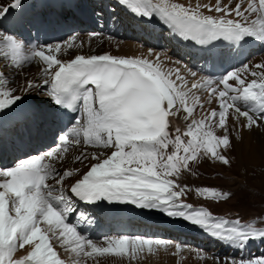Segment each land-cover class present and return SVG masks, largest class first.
Here are the masks:
<instances>
[{
	"label": "snow or ice",
	"instance_id": "6c2138e0",
	"mask_svg": "<svg viewBox=\"0 0 264 264\" xmlns=\"http://www.w3.org/2000/svg\"><path fill=\"white\" fill-rule=\"evenodd\" d=\"M119 3L142 17L158 12L185 41L205 44L223 39L240 43L254 38L264 42V0H216L215 4L188 6L171 0ZM20 5L21 0H13L11 7ZM203 9L218 15H205ZM7 12V7L0 9V16ZM75 40L73 36L67 47L72 48ZM0 51L15 68L38 58L46 66L44 74L48 79L44 83H50L49 94L55 104L74 109L80 103L84 112L83 123L77 120L68 132L60 134L55 147L0 168V264H67L53 241L70 254L71 264H99L105 257L136 261L169 247L168 241L127 235L94 242L69 221V215L76 211L73 197L89 205L107 202L158 209L241 248L250 240H264V230L253 223L243 225L238 219L217 218L207 210H194L182 203L180 198L191 189L177 182L182 171H192L190 165L203 158L230 166L225 154L234 147L229 117L241 128L264 127V71H252L245 64L223 75L215 82L217 86L210 78H201L189 86L179 69L162 70L158 56L151 61L109 54L77 55L65 62L54 54L61 51L59 44L47 49L33 47L30 54H25L23 43L6 34H0ZM254 67L264 69V64ZM244 73L253 79L246 81ZM8 83L0 72V112L22 99ZM37 86L28 82L25 87L31 90ZM200 89L207 90L208 103L213 98L217 100L218 108L195 119L196 110L204 108L196 94ZM170 117L187 123L183 133L189 137L187 141L179 128L170 132ZM217 128L223 130V135L216 133ZM82 142L85 147L113 150L110 154L92 153L91 157L87 152L77 155L76 162H96L65 189V181L74 173L58 172L53 162L62 161L70 147ZM49 180H54V184H49ZM195 191L206 199L230 198L229 193L216 189ZM80 218L89 219L83 213ZM260 222L264 223V219ZM26 246L31 250L16 258L17 251ZM182 247L175 245V251L179 253ZM230 264H264V257L232 259Z\"/></svg>",
	"mask_w": 264,
	"mask_h": 264
},
{
	"label": "bare ground",
	"instance_id": "6f19581e",
	"mask_svg": "<svg viewBox=\"0 0 264 264\" xmlns=\"http://www.w3.org/2000/svg\"><path fill=\"white\" fill-rule=\"evenodd\" d=\"M44 1H48L50 4H52V2L55 0H21L20 7L29 5L32 9V12H30L29 16V22L37 29L36 33H39V31L41 30V34L39 37V48L47 49L48 47H54L57 44L61 45V51L59 53L54 54L57 55V58L62 61H70L74 59V57L77 55H84L86 57L104 54L112 55L113 53L115 54L116 50H118V54H121L122 57L147 59L152 57L153 61H156L158 55L165 56L163 60L159 61L162 70L167 71L168 69H179L180 73L189 82V86L192 82L200 81L201 78H204L205 76L203 72L197 69L196 65L193 64L192 66H190V64L188 63H182L180 48L177 45L179 44L178 40H180V42L186 43H190V40L185 41L184 39H182L178 35L177 30L169 22H166L158 12H153L151 17H142L130 11V9L126 6L121 5L119 3V0H78L79 4L83 5L84 9L88 11L86 17L87 21L78 20L75 23L73 19H69L68 16L62 14L61 11L52 8V6H47L43 8L38 7ZM157 2L158 0H153L154 4ZM171 2L184 4L186 6L195 5L197 3L201 5L208 4L206 0H203L200 3L199 0H171ZM225 2H227V0H225ZM12 3L13 0H0V9L4 7H7L9 9ZM215 3L216 0H210L209 4ZM203 12L205 15H218L214 11L208 12L206 9H203ZM5 15L0 16V34L11 35L18 41L22 42L19 34H17L15 26L3 22L2 19ZM139 20H145L148 23L153 24L156 27V32H158L159 34L163 33L162 29H166L165 33L167 34V43L170 45L169 49L174 53L173 56L161 54L159 52L158 47L160 46V42H146L143 37H141L142 39L139 42L131 41L124 42L123 44H121L120 42H116L115 32L116 27L118 25H122L123 30L126 31L128 27L134 28L135 24ZM88 21L93 22L94 25L90 26V24L87 23ZM65 31H67L68 33H66ZM65 35L71 37L66 42L61 43L60 39L62 37H65ZM137 35L140 34L138 33ZM73 36L76 37L74 46L72 48H68L67 43ZM253 39L254 38H246V40L242 41L241 43L245 44V42H247L248 40ZM81 41L84 42L83 45L81 44ZM258 42L259 43L257 49L250 52L245 63L249 66L252 71H264V69H256L254 67L256 64H264V55L253 58L254 54H261L264 51V42ZM118 44H121L119 49H117V46H119ZM237 44L238 43L236 42L219 39L203 44L202 48H206L207 45L217 46L221 48L232 47ZM30 50L31 49L29 47L24 45L25 54H30ZM149 50L152 51V55H149ZM192 56L195 57V55L193 54ZM252 58L254 60L250 62V59ZM45 67L46 66L41 61H39L38 58H34L30 61H26L22 65V67L15 68L11 64V60L4 58L3 52L0 51V72H2L6 76L9 82L8 87L13 90L15 95H20L22 98L25 94H32L38 99L40 98L44 101L47 99V102L49 103V99L50 97H52L49 94L51 85L50 83H44L45 79H48V77L44 74ZM238 69H233L232 71ZM191 72H195L197 75L193 77L191 75ZM243 78H245L246 81H250L251 79H253V77L248 73H244ZM28 82H32L38 86L32 88L31 90H28L25 87ZM230 83L235 85L234 81H230ZM213 86H217L215 82ZM219 87L222 88L223 86L219 85ZM196 94L199 95L201 100L203 101L204 108H198L196 110V112L194 113L195 119H200L207 111L218 108V102L215 98L212 99L211 103H208L209 98L206 89L197 90ZM18 103L19 101L15 105L11 106L9 109L0 112V116L7 117L12 113H16ZM182 115L183 113H181V116ZM47 117L51 118L52 115H48ZM241 120H243V118H241ZM170 123V132L174 133L175 129L179 128L182 138L185 141L189 139L188 137L183 136L184 131L182 128L184 127V125L179 119H177L176 117H171ZM30 125H32L31 127H34L35 122H31ZM47 125L50 129V132L54 134L53 137L50 139L44 137L45 133L43 135V131L46 130L45 126L41 128L42 132H36L35 130V141H33L34 144L33 146L31 145L32 147L28 146V144L30 145V141H28L27 139L28 134H25L23 132L19 134H14V129L6 130L5 133L10 142L11 149L17 152L20 157V160L42 154L54 147L52 144V140L54 139L55 141L58 139L60 130L57 129L56 126L51 125V127L49 123ZM228 127L231 130L230 135L234 143L233 149L225 153L231 161L230 166L220 164L219 162L210 158H203L200 162L192 163L190 165L192 171H182L180 173L179 179H181L182 181H185L186 179L189 180L188 184L182 183L180 185H187L189 189H191L190 191H187L186 194L180 199L182 203L191 205L192 209L194 210H206V205L205 207L202 205H198L196 202H194L195 200L189 194L192 190L195 189L194 185L190 184L192 182L191 179L193 178L192 175L198 176L196 178H200L207 172H211L213 174L216 173L217 176H225L224 178L228 179L225 182L233 188L243 190L245 188L239 186L240 183L243 185L245 182H248L249 184L246 183V185H249L248 190L254 188L259 191H264V173L260 172L255 178H252L250 176L252 172H259L261 168L264 169V127H254L251 130L241 128L239 126V123L234 121L231 117H229L228 119ZM215 131L218 135H223L222 129L217 128ZM25 139H27V141ZM101 151L105 152L104 149L99 150L98 148L94 147H85L82 142L80 145L72 146L70 152L66 154L65 158L62 161H54L53 163L57 168L58 172H63L65 171L64 168H67L68 170L73 171L74 173L73 177L68 178L65 181L63 187L67 189L72 183L75 182L76 179H79L82 174L86 173L89 170V166L91 164L96 162L91 159L85 161L84 163L76 162L75 157L77 155L82 152H87L89 157H91L92 153H98ZM168 151H173L172 146L169 147ZM5 157L8 160L7 155H1L0 168H5L4 163H2ZM14 158L15 155L12 158V161L14 160ZM103 158L104 157H101V159ZM255 166H257V168L255 169H258V171L254 170ZM77 169H79V172H76ZM219 172L220 174H218ZM48 183L54 184L53 180H49ZM66 195H68L67 192ZM72 202L76 211L69 215V219L72 220L75 217L79 219L78 229L81 228L84 233L88 236V238H90L94 242H98L99 240H105L106 238L118 237L123 235L135 237L136 233L147 229L163 230V232L167 233V235L169 233L171 234V237L174 235H179V238H181L183 234L186 233L187 235L185 236L190 238L192 242L189 248H185L184 245L179 242H173L174 244H171L170 242L169 247L167 249L156 250L154 253L148 254L141 259H137L136 261H129L128 259H126L128 261V264H138V260L140 261V264H163L162 262H154V260L158 257L165 259V255L170 254L171 252V255L176 259L177 263L180 262V254H183V256H187V252L193 254L196 258L198 257L201 260V262L198 260L201 264H204L205 262L210 264H230V261L232 259L240 260L255 257H264V240H250L245 246L241 248L236 244H231L227 241L212 236L204 229L191 224L183 218L169 217L166 213L161 212L158 209H139L131 204H122L127 208L128 212L122 214L117 218H114L112 221H107L104 217H101L98 213L93 211L92 205L79 203L74 199ZM240 202L243 204L242 201ZM211 203L214 204L213 202ZM240 206L244 205L237 204L234 207H230V210L233 209L235 214L237 215V211L242 210ZM81 213H83L89 219L87 221L82 220L80 218ZM226 213L228 217H233L232 212L226 210ZM263 218L264 211H261V214L256 216L255 220L252 222L254 225H256L258 229L261 230H264V223L260 222ZM247 222L248 221L245 220L242 224L247 225ZM137 229L140 231H138ZM177 244L183 246L179 253L175 251V245ZM207 245H213L215 247L214 252H211L212 254L206 248ZM53 246L59 253L60 257L64 259L67 264H71L70 254L66 252L64 248L60 247L56 241H53ZM30 250V246H26L23 250H18L15 254L16 258L23 257ZM182 251L184 252L182 253ZM88 264H92V262L88 261ZM121 264L127 263L123 261Z\"/></svg>",
	"mask_w": 264,
	"mask_h": 264
},
{
	"label": "rangeland",
	"instance_id": "374dc122",
	"mask_svg": "<svg viewBox=\"0 0 264 264\" xmlns=\"http://www.w3.org/2000/svg\"><path fill=\"white\" fill-rule=\"evenodd\" d=\"M202 1L203 0H199V3L202 2ZM206 1L208 2V4L210 3V0L209 1L206 0ZM53 41H55V40H53ZM115 54H118V50L115 51ZM251 61H252V59H250V62ZM98 149L100 150V148H98ZM104 150H105V152L107 154H110L113 149H108V150L104 149ZM255 168H257V166L254 167V170L258 171V169H255ZM260 172L264 173V169L261 168L259 170V172H252L250 176L252 178H255V177L258 176L257 174H259ZM215 174L216 173L213 174L211 172H207L206 174L202 175L200 178H196L198 176L192 175L193 178L191 179L192 182L190 181L191 182L190 184L191 185L193 184L195 189H197V188H211V189H216V190H218L220 192L229 193L230 194V198L227 199V200H220V201H216V200H213V199H205L204 197L198 195L197 192L194 189V190H192L189 193L192 196V198L195 200L194 202H196L198 205H202L204 207L206 205V210L208 212H210L211 214L213 213L212 215L214 217L228 219L229 221H232L233 219H236V220L238 219V220H240L241 224L245 220L248 221L246 224L252 223L255 220L256 216L261 214V211L262 212L264 211V206H263L264 205V191H259V190H256L254 188L253 189L251 188V190H248V188H249V185H248L249 183L248 182H245L243 185L240 183L239 186H241L242 188H245L243 190H239L237 188H233L232 186H230L228 183L225 182V181L228 180L227 178L226 179L224 178L225 176H222V175L217 176V174L216 175ZM218 174H220V172ZM177 182L179 184H182V183L188 184L189 180L186 179L185 181H182L181 179H179ZM246 183H248V184L246 185ZM193 192H195L196 194L193 193ZM254 192H255V194H254ZM244 194H245V196H244ZM240 201H242L243 204ZM211 202H213L214 204H212ZM210 203H211V205H210ZM237 204L238 205H244V206H240V208L242 210L241 211H237V215H236L233 209L230 210V207H234ZM217 207H218V209H217ZM223 207H225V208H223ZM222 209H224V210H222ZM226 210H228V211L233 213V217L232 218L227 216ZM246 210H248L249 212L246 211ZM254 212H255V214H254ZM235 217H237V218H235ZM143 237L155 240L154 238H152L148 234L145 235V236L143 235ZM160 237L158 239L162 240V238H160ZM103 241L104 240H99L98 242H103ZM170 242H172V244H174L172 240ZM190 245H191V243H188L184 247L188 248V247H190ZM208 250L210 251V253L214 251L212 246L209 247ZM183 252L184 251H182V253ZM171 253L170 254H166L165 255V259L161 258V257L156 258L154 260V262H162L163 264H166V262H167V264H190V263H192V264L194 263L195 264L197 262V263L201 264L200 263L201 260L198 257L196 258L193 254H191L189 252H187L188 253L187 256H183V254H180V257H181L180 258V262L177 263L176 259L171 255ZM193 257L195 258V260H194ZM163 259H164V261H163ZM123 261L128 264V261L126 259L105 257V258H101L99 260V264H121ZM138 264H140L139 260H138ZM204 264H210V263L205 262Z\"/></svg>",
	"mask_w": 264,
	"mask_h": 264
}]
</instances>
